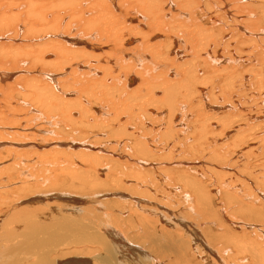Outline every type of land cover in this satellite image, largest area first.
Masks as SVG:
<instances>
[{"label":"bare ground","instance_id":"6f19581e","mask_svg":"<svg viewBox=\"0 0 264 264\" xmlns=\"http://www.w3.org/2000/svg\"><path fill=\"white\" fill-rule=\"evenodd\" d=\"M246 81L251 93L241 98ZM262 106L264 0H0V220L8 221L0 225L7 232L0 264H129L121 261L129 255L140 264H264V206L245 202L264 194V163L240 180L242 196L228 193L233 219L253 221L225 215L227 226L209 223L239 231L230 233L226 255L201 231L202 197L187 222L125 194L158 173L131 160H157L159 168L164 158L175 161L178 152L164 145L178 144L187 128L192 155L199 145L213 151L209 160H223L228 147L247 152L248 163L259 153L264 158V133L249 129L262 119L249 113ZM35 122L37 128L27 127ZM236 128L232 146L221 140L230 141ZM127 162L135 175L123 170ZM185 181L183 197L190 200L197 185ZM131 201L142 207L122 210ZM85 243L98 249L79 250ZM68 246L76 253L58 256Z\"/></svg>","mask_w":264,"mask_h":264},{"label":"rangeland","instance_id":"374dc122","mask_svg":"<svg viewBox=\"0 0 264 264\" xmlns=\"http://www.w3.org/2000/svg\"><path fill=\"white\" fill-rule=\"evenodd\" d=\"M159 72H161L162 70L161 69H159L158 70ZM248 84V85H247ZM249 84H251V83H249V81H246V83H245V87H241L242 89H239L240 90V93L242 94L240 97L241 98H244V97H246V94H250L251 93V89H252V87H249ZM243 86V85H242ZM250 88V89H249ZM250 91H249V90ZM247 90V91H246ZM244 92V93H243ZM238 94V93H237ZM239 95V94H238ZM240 99V98H239ZM233 100V99H232ZM233 101H235V102H237L238 101V96H236V99H234ZM210 103H212L211 101H210ZM221 105H218V107H220ZM262 107H264V106H262ZM164 112L166 111V110H163ZM256 111V110H255ZM255 111H252V112H250L249 114H251V115H260V117H262V119H259L260 121L257 123V124H255V125H253L254 127H252V128H249L250 130H255V131H253V135L254 136H256V135H260V134H262V133H264L263 131H264V127H263V125H264V109L261 111V110H257L256 112ZM255 113V114H254ZM162 117H166V115L164 114ZM183 118H181L180 120H182ZM263 120V121H262ZM187 120H185V122H186ZM182 122V121H181ZM37 125H39V122H35L34 124H32V123H30L29 125H27V127L28 128H32V127H36L37 128ZM155 126H156V128L158 127L156 124H155ZM258 126V127H257ZM190 127V126H189ZM39 128V127H38ZM161 127H159V128H157V129H160ZM190 128H187V130H188V132L190 133L191 131H192V128L189 130ZM258 129H259V131H258ZM217 131H215V133H217L216 135H214L213 137H219L218 135L220 134V129H216ZM261 130V131H260ZM43 131H46L47 132V130H43ZM234 131V130H233ZM236 132H235V134L233 135V137H232V139H230V141L228 140H224V138H222L221 137V140L223 141V142H225V143H228L230 146H232V144H231V142H233L235 139H234V136H237V133H239V128H236V130H235ZM187 131H184L180 136H179V140H178V144H173V142H170L169 144H167V145H164L165 147V151L166 152H169L171 149H173L174 151H175V153H176V155H177V152H178V155L176 156L175 155V153H174V157L176 156L177 158L175 159V161H173V162H170V161H168V159L166 158H164L163 159V161L162 162H164V164L162 165V167H164V165L165 164H169L170 166H168V165H165L166 167H164V168H159V162L160 161H157V160H152V161H148V162H146V161H144V162H146V164H143L142 165V163L140 162L141 161V159H139L138 160V157L137 156H135L132 160H131V162H134L135 164V166H136V168L138 167V166H143L142 168H141V170H147L149 173H153V172H158L156 175H154V177H153V181H152V183H148V185H147V187H146V185H139V186H137V188L138 189H132V190H130L129 191V193L128 192H126L125 194H127V195H129V196H137V197H133V199H137V200H140V202H143L142 203V205L143 206H145L146 204L145 203H147V204H150L151 206H153V209H154V211H156V212H158L159 214H162V215H164V213H162L163 211H162V209L160 210V208H163V209H165V210H169V212H168V215L169 216H171V215H173V217H176V218H180V219H182V220H184V221H187V222H190V221H192L193 222V218H191V216L193 215V213H194V209H193V206H196V204H197V199H199V198H201L202 199V201H203V203L205 204L204 206L206 207V208H204V206H203V203H202V201H201V199H200V204L202 205H199V207L201 208V215L203 216V217H201L199 220H200V223H203V224H205L204 225V227H202V228H200V230L201 231H203V233L204 234H206V235H208V236H210V237H212L213 239H214V244H215V248H218V249H221L222 251L221 252H223L224 254L223 255H226V253L224 252V250H226L225 248L228 246V243H229V239H232V237H230V236H232L230 233L233 231H235L234 232V234H236L237 233V235H239L240 233H238L236 230H234V229H232L230 226H228V228H221V230H220V228H218V229H216V228H213V226H210V224L209 223H211V222H215V221H217V222H215L216 224H219V223H224L226 226L228 225L227 224V222H226V220H225V215L226 216H228V221H235V222H238V220L240 221V223H242V224H245V222H252L253 220L252 219H250L249 217H247V216H243V215H241V217H238V218H235V219H233L234 218V216H232L233 214H231L232 213V210H233V207H234V205H229V202H228V200H229V196L230 195H228V193L230 192H232V193H234V197H235V195L237 196V197H240V196H242V193L241 192H243V191H240V189H241V186H240V180H242L244 177H248L249 176V174L252 172L251 170H253L252 168H254L255 166H253V165H255V163H257L258 165H260V168H259V166H256L257 168H259V169H261L262 171H263V167L261 166V164H263L264 163V158L262 157V158H260V153L259 154H256V156L258 155V157L259 158H256L255 156L254 157H252L251 158V160L249 161V163L247 162L249 159L247 158V156H246V153L243 155V153H237V155H235L234 154V149L233 148H231V149H229L230 147H228V148H226V150H225V152L224 153H226V157L224 156V159L222 160V159H213V160H209V158L210 157H212L213 155H212V153H213V151H211L209 148H201L199 145L198 146H196V153H193V155H192V150L191 149H189L188 151H187V148H188V144L191 142V141H188L186 138H187V136L189 135V133H188ZM257 132V133H256ZM262 132V133H261ZM186 133V134H185ZM104 135V134H103ZM251 136L250 135V137H249V140H250V138H253L254 136ZM263 136H264V134H263ZM50 137V136H49ZM262 137V136H261ZM51 138V137H50ZM187 140V141H186ZM35 141H37V140H35ZM171 141V140H170ZM252 141V140H251ZM254 141V140H253ZM256 141V140H255ZM255 141L253 142V143H255ZM263 141H264V139H263ZM105 141L103 140V144L102 145H106L105 143H104ZM158 142V141H157ZM192 142L194 143V141L192 140ZM263 143V142H262ZM262 143H257V144H255V146L252 148V147H250V150H254V148H255V151L258 149L257 147L259 146V144H260V146H262ZM182 144V145H181ZM181 145V146H180ZM185 145V146H184ZM171 146V147H170ZM187 146V147H186ZM220 146L223 148L224 146H223V144H220ZM175 147H176V149H175ZM182 147V148H181ZM184 147V148H183ZM200 147V148H199ZM220 147V148H221ZM216 148V147H215ZM214 148V149H215ZM121 149V150H120ZM244 150H247V147H245V148H243ZM249 149V148H248ZM167 150H169V151H167ZM200 150H202V151H200ZM263 150H264V148H263ZM199 151V152H198ZM119 152H121V153H124V150L122 149V148H119ZM180 152V153H179ZM183 152V153H182ZM187 152V153H186ZM188 152H190L191 154H188ZM201 152V153H200ZM206 152H208V153H206ZM254 152V151H253ZM264 153V152H263ZM206 154H208V155H206ZM252 153H249V156H252V155H255L254 153L251 155ZM184 155H186V156H184ZM197 155V156H196ZM201 155V156H200ZM208 156V157H207ZM137 157V158H136ZM190 157V158H189ZM202 157V158H201ZM227 158V159H226ZM255 158V159H254ZM259 159V161H257ZM143 160H145V159H143ZM165 160V161H164ZM222 160V161H221ZM225 160V161H224ZM169 163H168V162ZM178 161H180V162H178ZM218 161V162H217ZM221 161V162H220ZM253 161V162H252ZM152 162V163H151ZM178 162V163H177ZM245 162H247V163H245ZM176 163V165H174ZM192 163V164H191ZM213 163V164H212ZM216 163V164H215ZM252 163V164H251ZM151 164H152V166H151ZM154 164H156V165H154ZM158 164V165H157ZM179 164H181L180 166H179ZM245 164H247V166H249L250 164H251V167H245ZM138 165V166H137ZM154 165V166H153ZM178 165V166H177ZM209 165V166H208ZM212 165V166H211ZM173 166V169L171 168ZM175 166H176V168H175ZM222 166V167H221ZM181 167V168H180ZM190 167V168H189ZM205 167V168H204ZM213 167V168H212ZM214 167H215V169H214ZM224 167H226V168H224ZM231 167H233V168H231ZM132 168H135V167H133V166H131L128 162H127V166L125 167V166H123V170L124 171H127V169H128V171H130L131 173H132V171L131 170H137V169H140V168H137V169H132ZM153 168V169H152ZM171 168V169H170ZM179 168V169H178ZM219 168V169H218ZM221 168V169H220ZM156 171H155V170ZM170 170V171H168V170ZM234 169V170H233ZM249 169V170H248ZM159 170H161V171H159ZM166 170V171H165ZM247 170V171H246ZM236 171V172H235ZM118 172H122L121 170H119ZM167 172H171V174H173V177H175V178H173V180L174 181H172V183H170L169 182V180H164V175H165V173H167ZM176 174H175V173ZM213 172V173H212ZM226 172V173H225ZM229 172H231V173H229ZM135 172H133L132 174L133 175H135L134 174ZM210 173V174H209ZM246 173H247V175H246ZM181 174H184V175H181ZM185 174H187L186 176H185ZM225 175V177H223V178H220V176H222V175ZM106 175V172H104V176ZM176 175V176H175ZM229 177H228V176ZM179 176V177H178ZM189 176V177H188ZM191 176V177H190ZM236 176V177H235ZM184 177V178H183ZM214 177V178H213ZM230 177H232V179L230 178ZM192 178V179H191ZM229 178V179H228ZM251 178H253V177H251ZM190 179V180H189ZM195 179V180H194ZM215 179V180H214ZM221 179H224L223 180V182L221 183L220 182V180ZM180 182L181 180H183L182 181V183L180 182H178V181ZM185 180H187V181H191L192 180V182L194 183V186L195 185H197L195 188H196V191H197V194L195 193H192V192H190V195H191V193H192V198L190 199V200H187V199H185L183 196H184V191H182V187H183V184H184V182H186ZM218 180H219V182H218ZM130 181L131 182H133V184H135L136 183V181L135 180H133V179H130ZM157 181H159L158 183H157ZM197 181H198V184H197ZM211 181H212V183H211ZM226 181H228V182H226ZM130 182V184H132ZM196 183V184H195ZM214 183H215V185H214ZM237 183V185H235ZM159 186H158V185ZM176 184V185H175ZM182 184V185H181ZM202 185V186H201ZM219 185V186H218ZM181 186V187H180ZM228 186V187H227ZM233 186H235V187H233ZM261 186V185H260ZM163 187V188H162ZM176 187H178V188H176ZM201 187V188H200ZM210 187V188H209ZM233 187V188H232ZM170 188V189H169ZM174 188V189H173ZM181 188V189H180ZM204 188H206V193H208L209 194V196H210V198H211V200H210V202H208L204 197H203V195H202V192H203V189ZM239 188V189H238ZM156 189V190H155ZM168 190V191H167ZM178 190H180V191H178ZM262 190V188H260V189H258V192L259 191H261ZM114 191H116V190H114ZM183 193H182V192ZM109 192H112V191H109ZM152 192H154V194L152 193ZM165 192V193H164ZM201 193L200 194V197H199V193ZM133 193V194H132ZM144 193H146V194H144ZM177 193V194H176ZM213 193V194H212ZM219 193V194H218ZM97 194L98 195H107L106 193L104 194H99L98 192H97ZM109 194H111V193H109ZM150 194H152V195H150ZM161 194V195H160ZM179 194V195H178ZM140 195H143V196H140ZM144 195H145V198H144ZM202 195V196H201ZM216 195V196H215ZM254 195L258 198H252L251 197V199H248V200H246L245 202H248V203H250L251 205H252V207H255V208H257V206H264L263 205V203H264V194H259V193H254ZM96 196V195H95ZM160 197V198H159ZM183 197V198H182ZM203 199H205V200H203ZM183 200H185L184 202H183ZM224 200V201H223ZM107 201H109V200H101V204L104 206V203L105 202H107ZM192 201H193V203H192ZM261 201V202H260ZM103 202V203H102ZM151 202V203H150ZM260 202V203H259ZM163 203V204H162ZM224 205H223V204ZM145 204V205H144ZM155 204V205H154ZM159 204V205H158ZM174 204V205H173ZM187 204V206H185ZM211 204V205H210ZM221 204V205H220ZM122 205V208L124 207V205H125V208H121L122 210H124V209H126V210H131V208H136V207H142L141 205H139V204H137V203H134V202H132L131 201V206H128V204H121ZM138 205V206H137ZM168 205V206H167ZM188 205H190V206H188ZM213 205V206H212ZM219 205V206H218ZM227 205V206H226ZM101 206V205H100ZM100 206H98V204H94V207H92L94 210H97L96 212H100V211H98L101 207ZM167 206V207H166ZM231 206H232V209H231ZM160 207V208H159ZM170 207V208H169ZM212 209H214L215 210V213H217V218H214V217H212V213H211V211H210V209L211 208ZM218 207V208H217ZM224 207V208H223ZM97 208V209H96ZM107 208H109V207H107ZM159 208V209H158ZM185 208V209H184ZM175 209H177L178 211H176ZM218 209H219V211H218ZM170 210H173L172 212H173V214H172V212H170ZM223 210V211H222ZM128 211L125 213L126 215H127V213H128ZM209 211V212H208ZM221 211H222V213L224 212V215L222 216V213H221ZM230 211V212H229ZM47 212V210H42V211H37V215H38V217H39V219H40V217H41V219H42V216H43V214L44 213H46ZM116 212H118V208H116ZM130 212V211H129ZM40 213V214H39ZM175 213V214H174ZM177 213V214H176ZM181 213H183V214H181ZM187 213V214H186ZM189 213V214H188ZM190 213L192 214V215H190ZM206 213H207V215H206ZM120 214H122V213H120ZM129 215H130V213H128ZM128 215V216H129ZM155 215V214H154ZM153 215V216H154ZM177 215V216H176ZM190 215V216H189ZM209 215V216H208ZM188 216V217H187ZM192 217H194V216H192ZM57 218H59L58 216H55L52 220H54V219H57ZM220 218V219H219ZM13 219V218H12ZM40 219V220H41ZM10 221H11V218L9 219ZM15 220H17V218H14V222H15ZM52 220H48L47 221V223H50ZM198 220V221H199ZM211 220V221H210ZM219 220V221H218ZM5 221L8 223V221L6 220V219H1L0 220V225H2V226H4V224H5ZM221 221V222H220ZM3 222H4V224H3ZM194 222H197V221H195L194 220ZM242 224H240V225H242ZM11 225V224H10ZM9 225V226H10ZM220 225V224H219ZM263 223L261 224V227L259 228V231L260 232H262V233H264V229H263ZM6 226H7V224H6ZM8 226V227H9ZM243 226V225H242ZM188 228L190 229V227L188 226ZM206 228V229H205ZM240 228V227H239ZM2 229V230H1ZM3 229H5V227H0V238H2V236L3 235H6V233L7 232H5V230L3 231ZM218 230V231H217ZM230 230V231H229ZM252 230H254V229H251V230H247L249 233H251L252 232ZM5 233V234H4ZM217 233H219V234H217ZM225 234H227V235H225ZM260 234V233H259ZM253 235V234H252ZM229 237V238H228ZM234 237H236V236H234ZM253 237V236H252ZM228 238V239H227ZM142 240V239H141ZM140 240V241H141ZM145 240L147 241V239L145 238L144 239V241L143 242H145ZM259 240H262L263 242H264V235H263V237H261ZM228 241V242H227ZM69 244H70V242H69ZM158 244V243H157ZM71 245V244H70ZM85 245H88V246H85V248H84V246L83 247H81V248H79V250H81V251H83V252H85V251H87V249L89 250V249H92V251L93 250H97L98 248H97V246L96 245H93V244H90V243H85ZM90 245V246H89ZM92 245H93V248H92ZM227 245V246H226ZM156 246V247H155ZM155 246H153V249H155V251L157 252V253H161V248L159 247V246H157L156 244H155ZM70 249H71V247L70 246H68ZM158 247V248H157ZM231 247V246H230ZM68 250V249H65V250H62L59 254H58V256L60 255V254H67V253H72L73 254V252H75L76 253V251H74V249H71V250ZM78 250V249H77ZM145 250L147 251V252H149L152 256H154L155 255V253L153 252V251H150L149 249H147V248H145ZM72 254H70V255H72ZM105 256V253L102 255V257L101 258H103ZM231 256V255H230ZM68 257V256H67ZM66 257V258H67ZM233 257H235V255H233V256H231V259L233 260ZM116 258H117V256H116ZM135 257H132V259H131V255H129V258L128 259H126V260H121L122 262H126V263H129V264H140L141 262L143 263V261L140 259V258H138V260H136V259H134ZM115 259V258H114ZM133 260V261H132ZM175 260V259H174ZM116 261H118V263L119 264H121V262L118 260V259H116ZM137 261H139V263L137 262ZM196 262H197V259H196ZM113 264H117L116 262H115V260L113 261ZM198 264H200V261L198 262Z\"/></svg>","mask_w":264,"mask_h":264}]
</instances>
